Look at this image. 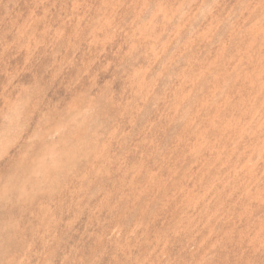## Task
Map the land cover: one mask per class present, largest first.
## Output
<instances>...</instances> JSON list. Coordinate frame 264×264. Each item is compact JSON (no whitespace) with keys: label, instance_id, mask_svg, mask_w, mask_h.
I'll return each mask as SVG.
<instances>
[{"label":"rangeland","instance_id":"1","mask_svg":"<svg viewBox=\"0 0 264 264\" xmlns=\"http://www.w3.org/2000/svg\"><path fill=\"white\" fill-rule=\"evenodd\" d=\"M0 264H264V0H0Z\"/></svg>","mask_w":264,"mask_h":264}]
</instances>
